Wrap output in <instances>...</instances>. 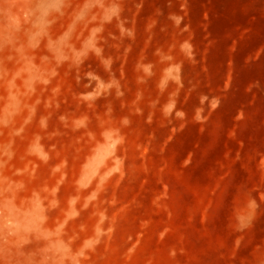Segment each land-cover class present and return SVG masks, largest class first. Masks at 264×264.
I'll use <instances>...</instances> for the list:
<instances>
[{
	"label": "rangeland",
	"instance_id": "374dc122",
	"mask_svg": "<svg viewBox=\"0 0 264 264\" xmlns=\"http://www.w3.org/2000/svg\"><path fill=\"white\" fill-rule=\"evenodd\" d=\"M0 264H264V0H0Z\"/></svg>",
	"mask_w": 264,
	"mask_h": 264
},
{
	"label": "clouds",
	"instance_id": "9594fccd",
	"mask_svg": "<svg viewBox=\"0 0 264 264\" xmlns=\"http://www.w3.org/2000/svg\"><path fill=\"white\" fill-rule=\"evenodd\" d=\"M129 35H131V33H129ZM184 47H185V48H189V47H190V45H188V44H185V45H184Z\"/></svg>",
	"mask_w": 264,
	"mask_h": 264
}]
</instances>
